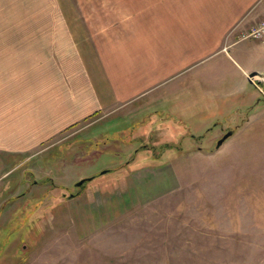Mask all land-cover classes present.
<instances>
[{"label":"rangeland","instance_id":"rangeland-1","mask_svg":"<svg viewBox=\"0 0 264 264\" xmlns=\"http://www.w3.org/2000/svg\"><path fill=\"white\" fill-rule=\"evenodd\" d=\"M125 1L0 0V85H26L53 43L74 39L69 19L101 23ZM255 61L260 77L241 92L222 96L230 89L210 85L214 100L232 104L212 119L139 123L142 116L121 113L95 123L97 114L36 153L5 157L0 264H264V55ZM228 129L234 134L217 148ZM78 136L84 153L71 164L67 148ZM132 157L130 165L160 162L140 170L141 189L139 173L114 169ZM80 174L96 177L77 185ZM106 179L109 193L99 183Z\"/></svg>","mask_w":264,"mask_h":264},{"label":"crops","instance_id":"crops-1","mask_svg":"<svg viewBox=\"0 0 264 264\" xmlns=\"http://www.w3.org/2000/svg\"><path fill=\"white\" fill-rule=\"evenodd\" d=\"M124 4L126 8L117 15L108 12L101 23L87 17L69 19L75 22L68 24L74 39L53 43L50 56L30 67L26 85H0V172L5 157L36 153L44 142L97 114L101 115L95 123L116 122L121 113L142 116L139 123L155 115L190 125L208 115L217 117L232 104L214 100L210 85L230 89L222 96L239 93L249 74L261 67L255 59L264 55V39L254 43L241 35L264 18V0H126ZM89 126L77 128L74 135ZM81 137L67 148L71 164L82 161ZM154 153L146 151L143 157L154 159ZM131 161L126 158L113 167L122 168V176L139 173L135 180L141 189L148 182L142 181L140 170L160 162L130 165ZM99 183L106 193L111 191L107 179Z\"/></svg>","mask_w":264,"mask_h":264},{"label":"built area","instance_id":"built-area-1","mask_svg":"<svg viewBox=\"0 0 264 264\" xmlns=\"http://www.w3.org/2000/svg\"><path fill=\"white\" fill-rule=\"evenodd\" d=\"M241 38H253L257 40L264 39V18L258 21L257 24L253 25L249 28V30L245 31L242 34Z\"/></svg>","mask_w":264,"mask_h":264},{"label":"water","instance_id":"water-1","mask_svg":"<svg viewBox=\"0 0 264 264\" xmlns=\"http://www.w3.org/2000/svg\"><path fill=\"white\" fill-rule=\"evenodd\" d=\"M255 75H258V77H260V74L258 72H252L251 74H249V78L254 81ZM234 132V129H228L218 140L217 148H220L225 143V141L234 134ZM108 170L109 169L103 170V173L107 172ZM86 179H91V177L82 178L80 181H78L77 185H82Z\"/></svg>","mask_w":264,"mask_h":264},{"label":"trees","instance_id":"trees-1","mask_svg":"<svg viewBox=\"0 0 264 264\" xmlns=\"http://www.w3.org/2000/svg\"><path fill=\"white\" fill-rule=\"evenodd\" d=\"M134 159H135V157H132V158H131V160H134ZM109 170H110V169H109ZM109 170H108V171H109ZM94 177H96V175H93L91 178H94ZM86 180H87V179H86ZM86 180H85V181H86Z\"/></svg>","mask_w":264,"mask_h":264}]
</instances>
